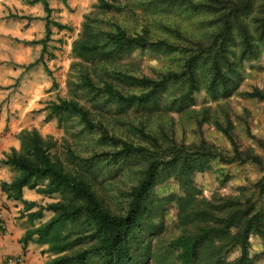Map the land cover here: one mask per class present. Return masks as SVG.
<instances>
[{
  "label": "trees",
  "instance_id": "16d2710c",
  "mask_svg": "<svg viewBox=\"0 0 264 264\" xmlns=\"http://www.w3.org/2000/svg\"><path fill=\"white\" fill-rule=\"evenodd\" d=\"M40 1L49 12L46 0ZM99 1L101 8H114V4L107 0ZM254 2L208 0L207 6L218 12L217 29L210 33L206 44L198 41L186 48L181 71H168L160 79L104 69L106 62L124 50L157 47L163 43L151 41L144 30L131 33L118 25L113 29L96 27L93 18L87 15L81 34L71 47L73 57L81 60L75 86L84 95L90 94V100L99 104L102 98L125 105L146 103L169 81L187 82V93L190 94L199 89L195 63L199 58H206L211 72L209 90L224 88L232 80V75H239L236 65L255 55L257 48L264 50V0H259L255 13L251 15ZM48 35L47 21L45 39ZM236 37L241 40L242 51L236 59H230L234 51L228 43ZM95 61L105 70V75H99L100 81H96L84 65ZM130 80L144 85L147 90L125 92L121 84L133 85ZM67 83L69 88L73 85V82ZM250 96L264 103L263 91L254 89ZM45 110V121L57 117L62 123L75 117L87 131L100 132L96 143L102 144V149L90 157H106L107 163L136 155L144 157L139 178L128 189L126 205L121 212H114L103 204L93 188L92 173L88 168L85 171L67 169L51 152L54 146L51 137H44L35 127L22 129L17 134L19 149L11 148L2 159V163L15 171V176L9 183L0 182V186L8 198L23 204L22 212H26L30 226L21 242L46 245V251L51 255L46 264H146L153 257L151 240L143 241L138 235L151 227L149 222L159 208V199L153 197L154 187L169 177L171 169L175 176L189 183L192 173L203 170L216 158L227 163H250L261 171L262 175L254 183V194L258 198L252 200V196H248L243 202L230 200L232 203L223 208H217L213 202L196 207L192 206L195 189L189 185L187 189L192 190H186L185 199L180 200V231L169 240L166 250L175 252V264H254L257 255L251 256L249 236L258 234L264 244V204L259 199L264 195V161L259 155L239 149L233 137H229L233 145L231 155L204 142L193 147L173 144L156 149L121 140L110 134L102 120H95L83 103L68 98L50 101ZM138 132L143 134L142 130ZM257 141L264 148V143ZM68 151L75 159L76 154ZM76 157L87 162L90 159ZM24 187L35 188L37 193L47 196L58 194L59 198L47 205L28 201L22 197ZM45 211L53 214L42 221ZM234 251H238L237 256L226 260L225 256Z\"/></svg>",
  "mask_w": 264,
  "mask_h": 264
},
{
  "label": "rangeland",
  "instance_id": "374dc122",
  "mask_svg": "<svg viewBox=\"0 0 264 264\" xmlns=\"http://www.w3.org/2000/svg\"><path fill=\"white\" fill-rule=\"evenodd\" d=\"M107 1L113 3L114 8H101L99 0L78 2V6L85 11L80 15L72 42L81 34L84 17L89 15L96 27L113 29L118 25L131 33L144 30L151 41L163 43L157 47H134L116 54L114 59L105 64L104 69L109 71L121 70L136 77L146 76L152 79H160L168 71L179 72L182 70L186 48L198 41L206 44L210 33L218 26V12L207 6L208 0ZM258 3L259 0H255L251 15L255 13ZM228 46L234 51L230 59H236L242 51L241 40L236 37ZM70 55L71 60L63 78L64 92L57 94L54 100L62 97L80 101L92 112L95 120L104 122L113 136L156 149L173 144L193 147L204 142L222 149L228 155L233 150L229 137H233L239 149L250 150L264 161V148L257 141L264 143V103L250 96L254 89L264 92L262 47L257 48L255 55L244 58L239 66L236 65L239 75L233 76L230 72L232 80L224 88L209 90V60L199 58L195 63L199 83L197 91L188 94L187 82L169 81L150 101L131 105L104 98L100 100L101 104L91 101L90 94L84 95L75 86L81 60L73 57L72 50ZM84 65L88 73L96 81H100L99 75L105 72L101 63L95 61L91 65ZM108 79L112 80V77ZM67 82H73V85L69 88ZM129 82L133 85L127 82L121 84L125 92L140 93L147 90L144 85L131 80ZM50 101L53 100L47 103ZM51 119L54 120V125L49 128L50 133L44 135L51 137L54 143L51 152L67 169L85 171L88 168L92 173L90 179L93 188L103 204L114 212H121L126 205L129 187L139 178L144 157L136 155L111 163L106 162V157H90L102 149V144L96 143L100 132L87 131L75 117L62 123L57 117ZM69 149L79 157H89V162L79 160L75 154L73 159ZM170 172L169 177L153 189L154 200L157 198L160 202L157 213L149 222L151 227L138 235L143 241L151 240L153 257L146 264H175V252L168 253L166 248L169 240L180 231V200L185 199L186 190H192L187 189L189 185L195 189L192 206L200 207L213 202L217 208H223L232 203L230 200L243 202L248 196L256 200L258 197L254 194V183L262 175L250 163H227L217 158L211 160L203 170L192 173L189 183L184 178L175 176L173 169ZM44 196L46 197L41 203L44 205L59 198L58 194ZM259 199L264 204V195ZM52 214V211H45L42 221ZM249 243L251 256L257 255L254 264H264V244L260 236L251 234ZM237 254L238 251L230 252L225 258L232 260Z\"/></svg>",
  "mask_w": 264,
  "mask_h": 264
},
{
  "label": "crops",
  "instance_id": "0c3cea01",
  "mask_svg": "<svg viewBox=\"0 0 264 264\" xmlns=\"http://www.w3.org/2000/svg\"><path fill=\"white\" fill-rule=\"evenodd\" d=\"M79 1L46 0L47 12L40 0H0V182L9 183L15 176L2 159L11 148L19 149L17 134L35 127L44 136L54 125L53 119L44 120L45 107L64 92L71 42L85 11ZM22 197L41 204L46 196L24 187ZM0 208L7 222L6 230H0V264L8 255H23L24 264H46L51 256L46 245L21 242L30 226L27 214L22 212L23 204L8 198L1 186Z\"/></svg>",
  "mask_w": 264,
  "mask_h": 264
},
{
  "label": "built area",
  "instance_id": "2783aa9c",
  "mask_svg": "<svg viewBox=\"0 0 264 264\" xmlns=\"http://www.w3.org/2000/svg\"><path fill=\"white\" fill-rule=\"evenodd\" d=\"M7 222L3 210L0 208V230H6ZM3 264H24L23 255H8L5 257Z\"/></svg>",
  "mask_w": 264,
  "mask_h": 264
}]
</instances>
